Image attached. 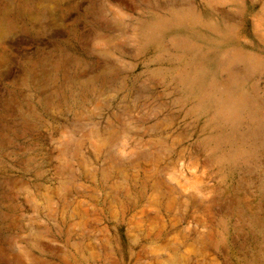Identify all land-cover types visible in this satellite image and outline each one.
<instances>
[{
  "label": "rangeland",
  "instance_id": "374dc122",
  "mask_svg": "<svg viewBox=\"0 0 264 264\" xmlns=\"http://www.w3.org/2000/svg\"><path fill=\"white\" fill-rule=\"evenodd\" d=\"M36 15L0 44V264H264V0Z\"/></svg>",
  "mask_w": 264,
  "mask_h": 264
},
{
  "label": "bare ground",
  "instance_id": "6f19581e",
  "mask_svg": "<svg viewBox=\"0 0 264 264\" xmlns=\"http://www.w3.org/2000/svg\"><path fill=\"white\" fill-rule=\"evenodd\" d=\"M66 0H6L3 4L0 5V44L3 40V38L12 33L17 28V21L20 19H25L27 21H32L35 19H41L43 17H38L36 15V11L38 9L44 8L46 6H49L51 3H56V6H59L60 4H63ZM79 35L78 30L76 29L73 33L74 39L77 38ZM1 47V45H0ZM80 65V62L77 63V66ZM76 66V67H77ZM30 72V71H29ZM32 72H30V75ZM34 74V73H33ZM91 81V80H90ZM90 81H82L79 79H74L72 81H68L66 84V87L64 88L63 93L61 94L62 99L70 97L71 90L75 87L83 88L84 86H87ZM27 87L30 91V94L28 96L29 102L31 99H33L34 94L31 93L33 91H37L40 89V86L36 84L35 82H30L27 84ZM2 90L0 89V97L2 95ZM10 92L17 96L19 93V88L16 85H13L10 87ZM36 96V94H35ZM78 95L74 96L77 97ZM227 104H232L233 110L238 111L242 107H245L248 112H251V108L248 105H245L244 102H242V99L231 97L230 100H225L222 102V107L226 108ZM224 108V109H225ZM35 115V111H33L30 108V111L25 112V120L28 122H32L34 119L32 116ZM256 118V117H255ZM258 120H261L264 125V119H260L257 117ZM4 132V131H3ZM1 134V133H0ZM4 135L1 134V140H0V146L4 143ZM257 136L260 140L264 138V130H261L258 132ZM1 211V210H0ZM1 216V212H0Z\"/></svg>",
  "mask_w": 264,
  "mask_h": 264
}]
</instances>
